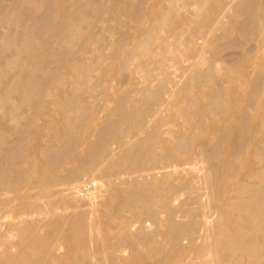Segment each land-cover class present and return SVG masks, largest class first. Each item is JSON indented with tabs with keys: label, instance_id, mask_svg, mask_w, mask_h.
Wrapping results in <instances>:
<instances>
[{
	"label": "bare ground",
	"instance_id": "6f19581e",
	"mask_svg": "<svg viewBox=\"0 0 264 264\" xmlns=\"http://www.w3.org/2000/svg\"><path fill=\"white\" fill-rule=\"evenodd\" d=\"M262 21L264 0H0V264H264V68L229 92L245 68L217 60Z\"/></svg>",
	"mask_w": 264,
	"mask_h": 264
},
{
	"label": "rangeland",
	"instance_id": "374dc122",
	"mask_svg": "<svg viewBox=\"0 0 264 264\" xmlns=\"http://www.w3.org/2000/svg\"><path fill=\"white\" fill-rule=\"evenodd\" d=\"M161 0H155V2L159 3ZM149 7L147 8V11H151V7H150V3L148 4ZM149 9V10H148ZM263 27H262V33H263V39L261 40V42L258 41H249L247 44H245L243 46V48L241 49L240 47L238 48H234L231 50H227L226 53L224 54H220L217 57L218 61L221 62H227L228 65L230 67H234L235 71L237 72V69L239 66L244 67L245 69H243V73L240 74V76L236 75L235 79L233 80V82L227 86L229 92H233V88H237L238 84L240 83V85H245L246 86H251L254 83V77L256 75V73L259 71V69L264 68V22L262 21ZM243 50V52H241ZM252 55L254 57V59H249L248 55ZM258 64V65H257ZM237 65V67H236ZM236 67V68H235ZM246 70V71H245ZM254 78V79H253ZM131 84L133 85H137L139 84L138 81L136 82H132ZM125 87H127L128 82L125 81ZM239 85V86H240ZM235 91V90H234ZM240 93L239 98H236V102L231 103V101H234L235 98H230L227 106L231 109L235 104H237L240 101H243L245 96L244 94H241L242 91L241 89H237V93ZM239 103H244V102H239ZM259 104L262 108V112L264 113V100L261 102V100L259 101V103L255 104V106L259 107ZM250 113H252L254 116H257L256 112L254 111V109H249ZM262 115V113H261ZM259 119V116H257ZM221 124L225 125V121L220 122ZM245 167V166H244ZM243 178V177H242ZM97 178H95L96 180ZM94 180V179H93ZM237 181H240L239 179ZM235 184V182H233ZM2 213V212H1ZM2 216V215H0ZM1 228H4V224H2Z\"/></svg>",
	"mask_w": 264,
	"mask_h": 264
}]
</instances>
